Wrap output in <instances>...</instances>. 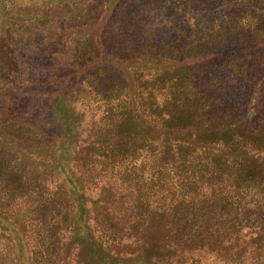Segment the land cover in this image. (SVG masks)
I'll return each mask as SVG.
<instances>
[{
  "label": "trees",
  "instance_id": "1",
  "mask_svg": "<svg viewBox=\"0 0 264 264\" xmlns=\"http://www.w3.org/2000/svg\"><path fill=\"white\" fill-rule=\"evenodd\" d=\"M64 2L59 14L74 17ZM181 2L189 21L164 44L118 54L89 27L88 61L67 65L57 91L38 78L2 84L6 98L27 99L18 117L0 115V264H264V0H220L224 17L195 25L209 1ZM13 10L0 0V15ZM106 60L129 78H101ZM222 61L250 88L248 107L217 94ZM83 72L102 106L88 125L67 98ZM34 98L50 108L30 123Z\"/></svg>",
  "mask_w": 264,
  "mask_h": 264
},
{
  "label": "rangeland",
  "instance_id": "2",
  "mask_svg": "<svg viewBox=\"0 0 264 264\" xmlns=\"http://www.w3.org/2000/svg\"><path fill=\"white\" fill-rule=\"evenodd\" d=\"M207 1L210 4H200L195 7L198 13L194 10L193 15L197 18H193L191 22L200 20L204 24H209L215 17H224L228 8L223 6L217 8L220 0ZM242 1L245 3V0ZM72 2L76 12L74 17L68 19L60 15L61 10H58L66 4L64 0H10L14 8L12 16L0 15V27L7 30V33L3 34L0 29V39H3L0 41V77L3 76L2 79L0 78V87L2 84L7 86L9 82L16 83L21 80L20 84L24 83L20 86L22 89L25 83L38 78L37 89H43L45 92L57 91L64 82L66 74L71 72L66 68L67 65L78 67L88 61V58L83 61L79 57L83 51H85L83 53L87 51L82 45L92 48V42L85 43L84 32L88 33L89 27L96 33V38L93 36V40L102 38L106 50L122 54L132 47L138 49L149 43L164 44L177 37L179 26H185V23L189 21L187 14L180 11L185 3L181 0H121L111 10H108L110 0H71ZM29 4L33 6L31 7L33 9L36 7V10L27 12L26 6ZM157 7H160V10L156 13ZM37 12L52 15L44 19L27 20L28 13ZM178 23L181 24L178 25ZM2 24L5 25L2 26ZM192 25H195V22ZM71 46L74 51L71 50ZM225 52L231 56L230 51ZM223 63L224 61L218 66L219 76L227 82V86L216 88L217 94L221 95L226 102L239 99L242 106L245 104L248 107L251 100L250 93H252L250 88L245 89L244 84L236 83L235 77L226 73ZM101 64L104 70L100 71V76L105 81L115 84L129 78V75L127 76L118 65L111 64L107 60ZM16 77L17 81L14 82L13 79ZM68 80L72 81L69 86L71 90L67 93L68 103L76 113H80L83 124H92L90 122L92 114L98 117L102 113V106H97V100L92 104L87 99V92L93 87V78L89 77L87 72H83L82 75L69 77ZM76 85H80V88ZM239 91L243 92L240 98H238ZM7 95L4 92L0 94V115L18 117L21 113L19 105L26 103L27 96L16 97L14 100L12 97L6 98ZM13 96H17L16 93H13ZM32 102L34 103L28 109L29 111H24L26 113L23 114L27 116V121L35 123V118L30 117L43 110L46 113V109L50 107L38 98H34ZM51 118L52 116L49 115L46 120L52 125V130L60 133L61 127ZM40 125L43 127L41 123ZM47 130L50 129L47 128Z\"/></svg>",
  "mask_w": 264,
  "mask_h": 264
}]
</instances>
